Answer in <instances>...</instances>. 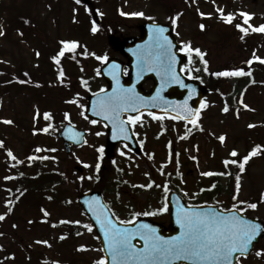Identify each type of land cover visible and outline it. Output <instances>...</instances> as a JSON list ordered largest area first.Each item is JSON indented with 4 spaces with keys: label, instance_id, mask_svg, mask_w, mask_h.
I'll list each match as a JSON object with an SVG mask.
<instances>
[{
    "label": "rangeland",
    "instance_id": "374dc122",
    "mask_svg": "<svg viewBox=\"0 0 264 264\" xmlns=\"http://www.w3.org/2000/svg\"><path fill=\"white\" fill-rule=\"evenodd\" d=\"M92 1L105 28L110 31L117 27L122 30L123 37H138V27L146 20L168 23L170 17L179 14L176 25H172L175 41L179 48L185 42H190L192 48H199L206 53L204 59L211 71H222L224 68L234 70L235 67L250 69L253 66L247 61H256L253 53L264 58V33L249 29L245 35L235 27L237 23H242L239 16L241 11L254 14L250 20L252 25L264 24V0ZM217 8H222L226 14L235 15L231 24L220 19ZM121 12H143L144 16L132 17L121 15ZM201 12L205 15L201 16ZM91 16L87 8L74 0H0V29L5 33L0 36V69L17 73V66L22 65V69L29 71L27 78L31 86V90H19L16 86L6 88L0 84V121H14L12 125L0 122V138L5 140L2 149H10L17 160L23 161L21 170L27 163H43L41 159L26 161L28 156H47L55 157L58 170L65 171L67 175L64 188L55 187L15 200L17 193L13 191V195L9 191L12 182L5 180L3 167L6 160L0 149V215H5V219L0 221V233H3L0 235V264H94L103 258L95 232L93 229L89 232L83 226L89 222L76 201L77 195L83 192H78L74 186L78 179L75 167L84 168V164L90 167H86V172L82 171V174L87 173L88 177H92L90 180H95L97 172L94 167L101 158L97 149L105 147L106 131L103 125H93L84 116L87 96L106 87L104 81L95 74L101 65L92 55H78L75 57L77 60L80 58L78 63L63 59L56 68L54 66L55 77L47 58L58 50L60 41L75 40L82 46L79 50L81 54L86 48L89 54H106L108 59L117 58L121 61L122 58L108 46V33L99 28L95 34L89 32L92 27L89 24ZM19 17L25 18V21H18ZM200 24L205 25L204 30L200 29ZM241 36L244 38L241 39ZM89 48L94 52H90ZM192 60L203 64L193 53L191 63L188 60L182 66L183 71L190 74L193 80L209 87L204 98L206 106L199 115V125L203 130L192 129L191 125L166 117L153 119L152 116L142 115L141 122L131 125L141 153L136 156L122 144L113 149L110 158L113 175H110L114 177L111 181L115 184L109 182L112 183L111 194L105 195V201L119 212L120 221H127V217L133 218L134 213L149 212L155 213L149 215L152 220L167 225L169 212L159 211L164 207L161 194L166 195L170 190L181 191L183 200L188 204L200 203L198 196L201 189L211 191L214 184L209 180L213 176H220L221 184L218 187L222 193L215 195L208 203H202L214 204L225 210L232 208L238 201L257 202L255 210L247 208L246 217L264 223V154L251 158L245 165L240 190L235 196L223 192L227 175L222 170L225 160H239L257 145L264 148V73L251 69L253 84L224 102L222 98L232 94L238 85L236 80L214 77L215 81L211 83L212 77L208 78L199 72V67L193 66ZM71 64H80V68L73 69ZM60 70L64 72L63 83L58 78ZM84 81L86 84L82 86ZM150 85L144 84L143 89L148 91ZM72 98L77 103L74 106L66 105L65 102ZM244 105H248V108ZM225 106L228 112L223 111ZM37 109L41 116L34 121ZM44 112L52 113L54 120L50 122L54 130L70 123L76 129L85 131V145L73 148L71 154L64 155L61 141L54 130L50 129L49 133L37 131L34 135V129H41L50 123L43 122ZM64 112L69 114L70 122L64 118ZM249 124L255 127L250 128ZM220 135L226 136L224 143L219 141ZM36 148L44 151L36 152ZM232 150L238 152V157L230 156ZM43 164L52 169L53 163L49 159ZM27 172L23 170V174L29 176ZM204 172L217 174L204 176ZM104 178L107 176L102 175V182L107 185ZM149 183H152L151 188L139 187ZM8 201L12 203L9 205ZM9 207L11 212H8ZM41 209L50 215L44 216ZM62 220L80 221V224H76L80 227V235L72 234L68 228V225L75 223L62 224ZM61 236L66 239L61 240ZM45 240L50 247L36 243ZM81 246L87 250L77 251ZM261 249H264V239L260 240L248 257L241 258L242 264H264V257L255 255Z\"/></svg>",
    "mask_w": 264,
    "mask_h": 264
},
{
    "label": "snow or ice",
    "instance_id": "6c2138e0",
    "mask_svg": "<svg viewBox=\"0 0 264 264\" xmlns=\"http://www.w3.org/2000/svg\"><path fill=\"white\" fill-rule=\"evenodd\" d=\"M77 4L81 3V0H75ZM217 12L220 14V19L224 23L231 24L235 19V15L231 13H224L222 8H217ZM121 15H128L132 17H143V12H132L124 13L121 12ZM201 16H204L205 13H200ZM210 15V14H209ZM239 16L242 18V23H237L235 27L245 35L248 34L249 29L253 32L264 33V24L254 26L250 23V20L253 18V13L243 12L239 13ZM179 19V14L175 17H170L171 23L176 25L177 20ZM247 25V27H245ZM201 30L205 29L204 24L199 25ZM98 27L93 21L91 32L95 34L98 31ZM150 43L145 46V48L134 52L133 54L137 56V69L138 76L144 71H157V74L161 76L162 87L171 83H178L181 87H190L184 85L180 80L179 76L175 72L174 65L177 63L176 55L173 53L172 49L175 45L171 40L168 39L164 33L167 31L166 28L153 25L151 28ZM5 33L0 29V36H3ZM244 37L241 36V39ZM61 47L58 50L57 54L52 57L53 61L59 65L61 58L65 57L66 53H71L73 58L76 55V50L81 48L79 41L75 40H65L60 41ZM181 52H185L189 57V63H191L192 54L194 53L198 56L201 62L205 65L204 71L207 72V61L204 59L206 53L202 52L199 48H192L190 42H185L183 47L180 48ZM83 55H89L87 49L85 48ZM37 52V56H39ZM92 56L102 64H106L108 61V56L105 54L103 56H98L95 53H91ZM253 59L259 61L261 64H264V58L258 57L253 53ZM252 60L247 61L249 65L252 64ZM119 66L113 64L109 68V74L112 76L113 80L116 81L118 87H114L111 94H106L98 98L97 101L93 104V111L96 115H102L104 120H107L113 128V139H117L121 134L124 135V138L127 139L126 126L132 125L135 126L138 122H141V115H128L127 119L122 118V113L128 112H137L139 113L140 107L147 108L149 104L152 107L158 106L157 101L162 99L160 97L159 91H157L156 96L152 97L150 101H145L144 98L139 97L135 93L134 89H124L123 86H119V80L117 78L116 72ZM159 69V70H158ZM97 75L100 74V70H96ZM25 76L28 73H24ZM216 77H242V76H251V72H245L241 69H234L231 71H218L212 73ZM64 72L60 70L58 72V78L63 83ZM19 83L25 84L30 83L26 80H18ZM83 83L86 84V81ZM101 92H105V89H101ZM195 93V89H190L189 98ZM67 103H76V100L67 101ZM206 105L202 104L201 107ZM183 107L188 109L187 100L184 102ZM245 108H248V105H244ZM228 107L225 106L223 111L228 112ZM149 115L153 119H162L155 114L149 112ZM43 119L46 121H51L53 119L51 112H44ZM41 116V113L37 109L33 120H37ZM64 118L69 120L70 116L66 112L64 113ZM87 118V117H85ZM174 119L176 117H173ZM187 121L188 124H191L193 127L203 130L199 125V110L188 109L182 117ZM7 125H12L14 121L11 119H4L0 121ZM91 123L95 125L96 120H92ZM250 128L255 127V125L249 124ZM53 128L51 123H48L47 126L41 129H34L33 134L35 135L37 131L48 133L49 130ZM80 133H74L69 129V138L76 139L77 136H81ZM100 135V133H97ZM186 138V137H182ZM221 143H224L226 140L225 135H220L218 137ZM79 143V140H77ZM86 143V141H85ZM4 147V142L0 141V148ZM171 149V143L168 145ZM7 156L12 160H16L17 163H23V161L17 160V157L13 154L10 149H7ZM36 152L44 151L43 149L36 148ZM48 151H55V149H48ZM100 153L101 158L103 157L104 148L100 147L97 149ZM264 154V148L257 145L252 148L247 155H245L242 160H225V165L237 164L240 172L245 171V165L249 160L257 155ZM121 155H124L121 152ZM238 152L232 150L230 156L238 157ZM49 157H36L28 156L27 160L32 161L35 159H48ZM54 159V158H53ZM84 167H90L88 164H84ZM100 163H97L95 170L97 173L100 171ZM217 173L204 172V176H212ZM224 173H220L223 175ZM22 175V174H21ZM13 177H5V179H12ZM99 179V177H96ZM80 180H84L85 177H79ZM92 179V177H88ZM159 187V185H157ZM139 187L151 188L152 183L147 185H140ZM215 187V185H213ZM167 186H165V191H167ZM240 190V177H236V192L239 193ZM10 191V190H9ZM23 193H21L22 195ZM51 199V197H49ZM262 199H264V194H262ZM9 205L11 201L7 202ZM89 203V210L93 212L97 223H99L100 228L104 234V241L107 246L108 254L112 258V264H129L130 261H134L135 264H174L175 261L188 260L192 261V264H242L241 258H246L250 248L253 245V241L264 232V227L259 223H255L252 220L245 218L241 213L246 209H241L238 205L246 204L248 209L255 210L257 208V203H250L246 201H238L237 204L233 205L231 210L225 209L219 211L215 208L209 209L207 211H202L197 209L195 206H190L185 209L183 205L177 201V215L176 222L180 226L181 232L178 236L165 239L162 236H159L156 232V229L152 228L147 224H140L135 228H126L118 227L112 219L111 215L104 214L98 211V209L105 208V205L100 204L96 198ZM11 207L8 208V212H11ZM44 213V216L50 215L46 210L41 209ZM160 212L168 211L167 206L165 205ZM155 213L144 212L143 215H154ZM141 215L140 213H134L133 219L128 221H120V224H132L135 222V218ZM5 219V215H0V221ZM47 222V221H42ZM32 223V221H29ZM62 224L66 223H75L80 224V221H60ZM89 232L92 231L90 225H83ZM16 227V225H13ZM55 227V225H53ZM3 235V233H0ZM80 235V233H77ZM139 237L143 242L144 246L142 250L134 249L131 241L135 237ZM61 240L66 239L65 236L60 237ZM36 243H43L48 245V241H36ZM49 247L51 245H48ZM87 249L84 246H81L77 251H86ZM257 257H264V249L258 250L255 252ZM94 264H107L104 258H101L94 262Z\"/></svg>",
    "mask_w": 264,
    "mask_h": 264
},
{
    "label": "water",
    "instance_id": "95a60500",
    "mask_svg": "<svg viewBox=\"0 0 264 264\" xmlns=\"http://www.w3.org/2000/svg\"><path fill=\"white\" fill-rule=\"evenodd\" d=\"M81 3L85 6L92 8V3L90 0H81ZM94 19H95L96 23H98V19L96 18V16H94ZM153 25H159V26H162V27L167 29V31L164 33V35H166L168 37V39L171 40L172 43L175 45V47L172 49L173 53H175V55H176V60H177V63L174 65L175 72L177 73V75L179 76V78L183 82V84L190 86V87H181L180 84H178V83H171V84L164 85L162 87L161 76L157 74V71H144V72L140 73L138 76L137 56L134 55L133 53L138 51V50L145 48V46H147L150 43V40H149L150 35H151L150 30L153 27ZM139 29H140V37L139 38H127V39L120 40L118 37H115L113 35H110L108 37V42L113 46V48L127 59L128 68H129V75L127 77L123 75V73H122L123 64L121 62H119L117 60L108 61L103 67L100 68V73L103 76V78L105 79V81L107 82L109 89L106 90L105 92H99L97 94L91 95L88 97V100H87L88 104H87V108L85 111V115L90 119H93L96 121H101L107 126V130H108L107 148H106L107 157L110 156L112 147L118 142H122V143L126 144L128 147H130L136 153L139 152L138 147L136 145V141L133 139L131 130H130L128 125L126 126V133L128 136L127 139L124 138L123 134H121L117 139H113L112 125L107 120H104L102 115H96L95 112L93 111V104L95 101L98 100L99 97L104 96L106 94H111L113 88L118 87V85L116 84V81L113 80L112 76L109 74V68L111 65L116 64L119 66V68L116 72L117 78L119 80V86H123L124 89H130V88L134 89L135 93L138 94L139 97L144 98L145 101H150L152 97L156 96L157 91H159L160 97L162 99H159L157 101L158 106L152 107L150 104L147 108L141 106L139 113L151 112L154 114H168V115L176 117L180 120L186 121L182 118L183 115L185 114V112L188 109L198 110L201 98L203 97V95L206 92L205 87H203L202 85L197 84L195 82L188 81L181 74L180 65L184 61V57H182L179 53L175 52V50L177 48V43L173 40L170 26L147 21V22H144L142 25H140ZM147 79H151L153 81V87L151 88L149 93L145 94L141 88V84ZM190 89H195V93L191 95V98H189ZM186 100L188 103V109H185L183 107L184 102ZM139 113L128 112V113H122V115L127 114V115H133L134 116V115H137ZM69 129H71L72 132H74V133H80L82 135L77 136L76 139H70L69 138ZM57 136L62 140L63 148H64V151L66 154L70 153V145L81 146L84 144L85 133L83 131L76 130L71 125H65L63 130L60 133H58ZM77 140H79V143H77ZM93 198H96V200L100 204L105 205L103 198H102V194L99 192H94V191L80 195L78 197L77 201L80 204V206L82 207L83 211L86 213L87 217L92 222L93 227H94L96 233L98 234V237H99L101 247H102V250H103L107 264H112V258L108 254L107 246H106L105 241H104V234L100 228L99 223H97L93 212L89 210V203L88 202H91L93 200ZM177 201H179V203L181 205H183L185 209L189 208V207H186L182 203L181 199L177 196L176 193H173V192L169 193L168 199H167V205L171 211V222H170V225L168 226V228H165L161 225L152 223L146 219H139L135 223L128 224V225L118 223L113 217H112V219L115 223H117L118 227H126V228H130V229L135 228L140 224L150 225L152 228L156 229V232L159 236H162L165 239H169V238L173 237V234H174V236H178L181 232L180 226L176 222ZM196 208L199 210H202V211H207V210L212 209V208L219 210L218 208H216L214 206L196 207ZM98 211L101 213L110 215L106 205H105V208L98 209ZM249 220H252L255 223H259V224H261L262 227H264V225L261 222L255 220V219H249ZM262 237H264V232H262L257 237V239L255 241H253V245L255 243H257L259 241V239ZM131 243L134 246V249H136V250H142L143 249L144 242L138 236L135 237L134 239H132ZM253 245H252V247H253ZM252 247L250 248V251L252 250ZM250 251H249V253H250ZM181 263L192 264V261L182 260V261H175L174 262V264H181ZM129 264H135V262L130 261ZM234 264H235V260H234Z\"/></svg>",
    "mask_w": 264,
    "mask_h": 264
},
{
    "label": "trees",
    "instance_id": "16d2710c",
    "mask_svg": "<svg viewBox=\"0 0 264 264\" xmlns=\"http://www.w3.org/2000/svg\"><path fill=\"white\" fill-rule=\"evenodd\" d=\"M168 23L172 24L170 18L168 19ZM98 28L102 29L105 33H113L118 36H121L122 34V30L118 29L117 27H113L112 30L110 31L106 29L105 23L102 18H101V22ZM76 51H78V49ZM56 54L57 52L54 53V55ZM49 56L51 57L52 55L50 54ZM75 57L73 58L71 53H66L65 57L63 58H66L67 60H70L75 63V59H76ZM257 66L258 67L256 68L260 70V72L264 73V66H260V65H257ZM222 71H225V70H222ZM24 73L29 74V71L28 70H23V72L20 71V74H24ZM222 78L225 79L226 77H222ZM238 82H239L238 88H234L233 90L234 93L235 92L238 93L240 88L248 85L249 78L247 76H244ZM10 83L13 84V81H10ZM242 158H239V160H242ZM101 165H102V169H100L99 173H97V176L99 177V179L95 178L94 181L88 179L87 173H83V174L76 173L78 179L74 186L78 192H85L89 190H99L106 195L111 194L112 183H114L111 180H113L114 177L113 176L111 177L110 175V173L112 174L110 161L107 159H102ZM22 168L23 169L21 170V163H17V161L10 160L8 157L6 158V164L3 167V169H4V172H6L7 177H13L12 179H9L12 182V185L9 186V190H10V193H12L13 195H14V192L17 193L16 200L20 197L21 198L24 197L25 195H31L35 192H39L43 190L49 191L55 187L64 188L66 185L65 179L67 178V175L65 171L58 170L59 167L56 166V161L53 162L52 169L45 166L42 162L34 163L33 165H25V166L23 165ZM225 169L228 175L224 183L225 187L223 189V192L228 193L231 196H235L237 193L236 192V177L239 175L241 179L244 172H240L237 164H231V163L226 165ZM23 170L25 171L28 170L27 173L29 174V176L24 175ZM102 175L107 176V178H104L106 180L107 185H105L102 182ZM81 176L85 177V179L80 180L79 177ZM214 181L219 183V180H217L216 178L214 179ZM109 182H112V183H109ZM220 192L222 193V191L218 188L215 189L213 192L205 191L201 193V198L202 200L205 199L207 202V201L212 200L215 195L219 196ZM21 193L23 194L21 195ZM35 194L37 195V193ZM251 203H254V202H251ZM244 205L246 204H243V205L240 204L238 206L241 209H246L245 211H243V212H246L248 210L247 205L245 207ZM68 228L70 229L72 234L78 233L80 231V227L76 224L68 225Z\"/></svg>",
    "mask_w": 264,
    "mask_h": 264
}]
</instances>
